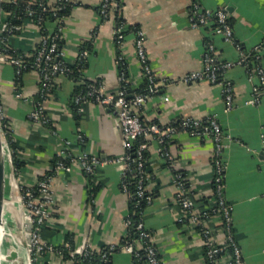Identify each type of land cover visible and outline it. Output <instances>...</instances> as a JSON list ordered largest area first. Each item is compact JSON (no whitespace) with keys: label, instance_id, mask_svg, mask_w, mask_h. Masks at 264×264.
<instances>
[{"label":"crops","instance_id":"1","mask_svg":"<svg viewBox=\"0 0 264 264\" xmlns=\"http://www.w3.org/2000/svg\"><path fill=\"white\" fill-rule=\"evenodd\" d=\"M57 6L59 0H47ZM118 8L103 17L102 0H69L70 11L64 16L61 48L64 60L75 66L84 51L89 55L80 76H59L55 88L44 101L50 124L31 119L40 93L36 72H25L20 80L16 67L0 63V112L5 117L15 144L8 151L7 182L9 198L15 202L19 191L13 178V154L24 165L18 176L23 184L36 186L52 173L55 162L86 153L97 156L103 164L93 176L78 164L70 171H60L53 181L54 203L51 218L42 231L44 242L61 249L89 245L100 254L113 248L110 264H135L132 253L123 245L130 235L126 220L131 216V200L122 188L125 155L123 132L114 111L88 102L78 111L74 99L82 87L95 84L107 93L120 90L121 66L126 68L127 84L137 92L146 83L137 54L138 30L145 33L149 62L158 80V91L139 110L149 123L169 125L182 118L207 120L217 118L224 133L225 199L232 210V230L242 250L244 264H264V93L257 103L253 76L246 63L239 64L242 53L214 31V23L195 28L190 22V8H226L234 40L250 54L261 46L264 68V0H117ZM124 23V37L116 40L118 23ZM24 30L9 39L18 52L32 53L39 45L41 32L31 19ZM50 31L56 24L49 22ZM209 44L215 47L220 63H234L222 72V79L233 87V107L227 110L224 83L196 80L180 83V78L204 68ZM21 93V96L18 94ZM147 192L152 202L141 212L145 228L153 234L154 245L164 264H208L204 240L194 227L180 221L184 215L178 201L179 174L198 209L215 204L216 145L211 138L186 132L175 134L168 146L174 161L169 163L154 138H146ZM10 218L20 229L23 216L12 204ZM203 207V208H202ZM215 239L223 243V218L209 223ZM25 240V237H24ZM36 264H72L60 254L46 253Z\"/></svg>","mask_w":264,"mask_h":264},{"label":"built area","instance_id":"2","mask_svg":"<svg viewBox=\"0 0 264 264\" xmlns=\"http://www.w3.org/2000/svg\"><path fill=\"white\" fill-rule=\"evenodd\" d=\"M26 5L23 7L22 17L16 13L4 12L0 23V63L11 64L16 67L17 76H21L24 70L34 71L40 79V93L36 108L32 111L30 117L32 120L40 122L44 125L50 124V118L46 113L44 101L48 94L55 88V81L59 76H70L72 66L64 60V53L61 48V37L63 32L64 17L59 15L69 0H59V4L51 8L54 20L51 22L56 24V29L50 31L45 19L39 16L34 20V16L38 13L34 9L36 5L39 11L47 12V0H25ZM5 3L19 5V0H3ZM118 8L117 0H102L101 14L108 17L110 12ZM190 22L193 27L199 28L210 22L214 23V31L221 34L231 43H235L238 50L242 53V59L238 62L249 65L252 75L259 78V84L254 86V98L248 103H257L264 93V68L261 64V46L254 48V51L247 54L243 51L240 44L236 43L233 35V28L229 21V13L226 8L211 10L202 7L198 2L193 3L190 8ZM13 19L20 20L22 23L14 24ZM34 20L35 24L41 32L39 45L32 53H14L16 51L10 45L9 39L16 36L24 30L25 20ZM124 23L120 20L116 28V40L120 43L124 37ZM6 34L8 36H6ZM2 47V45H4ZM136 49L138 57L144 69L147 81L152 86V90L147 93H137L133 96L128 95V90L123 86L127 83L126 68L120 70L119 80L121 83L120 90L117 93H107L104 89L95 84H88L85 91L80 92L74 99L78 111H82V105L88 102L98 103L110 107L117 117L119 128L123 132V147L125 155L120 158L124 164V177L122 188L132 198V192L129 189L127 176H132L136 183V191L134 197L137 200V206L140 201L144 200L147 204L152 202V196L147 192L148 174L146 152L148 143L142 142L137 145L139 139L154 138L160 145V152L171 164L174 161L170 153L167 141L180 132H186L192 136L200 138H211L216 145L215 157V204L207 209H198L194 202L193 196L188 190L183 178L177 174L175 182L179 188L178 201L181 205L184 215L180 221L186 226L194 227L198 235L204 240L208 264H244L242 250L234 236L232 230V210L225 199V165L223 162L224 150V133L217 118L207 120L182 118L172 122L169 125H161L159 123H149L145 121L139 110L145 103L151 99L158 91V80L149 62L148 54L145 47V33L138 30L136 37ZM13 52V53H12ZM89 55L88 51L81 53L78 65L85 63ZM30 58V60H29ZM204 68L199 71L191 72L180 78V83H189L196 80H209L213 83L223 82L224 97L227 103V110L233 107V87L230 82L222 79V72L234 65V63H220L215 54V47L209 44L205 53ZM122 66L121 60H119ZM76 64V65H77ZM21 96V93L18 94ZM0 122L2 133L7 139L10 133L5 122L4 115L0 112ZM11 135V134H10ZM9 150L10 146H9ZM78 164L84 172L93 176L103 162L97 156H91L86 153L68 154L66 158H59L53 167L52 173L43 177L36 186H27L22 183L18 176L19 196L15 203L23 216V222L31 221V244L28 247V253L32 264H36L39 257L46 253H56L62 255V250L42 239V231L51 218V206L54 203L53 181L56 173L60 171H70L72 164ZM216 216L223 218V232L225 239L223 243L215 239V232L209 226V223ZM126 226L129 231L135 230L138 241H128L123 245L124 249L133 254L137 260H145L143 264H164L154 245L153 234L149 232L141 219L133 220L130 216L126 220ZM138 244V245H137ZM140 249L144 253V257L140 253ZM70 260L72 264H78L79 258L89 259L94 251L89 245H81L78 247L68 248ZM113 248L102 251L101 261L104 264H110V255Z\"/></svg>","mask_w":264,"mask_h":264},{"label":"trees","instance_id":"3","mask_svg":"<svg viewBox=\"0 0 264 264\" xmlns=\"http://www.w3.org/2000/svg\"><path fill=\"white\" fill-rule=\"evenodd\" d=\"M47 4H48V7L50 9L47 12H43V13L41 11H39V9H38V7L36 5H34V7H33L38 12L34 16L33 19L34 20H37V18L39 16H42L45 19V21H44V24L45 25L48 24L49 22H51L52 20H54V17L52 15V12L50 11L51 8H53V6H50L49 3H48V1H47ZM25 5H26V1L25 0H19V5L5 3L3 5V9H4V12H10V11H12V12H14L17 15H20L22 17L21 14H22V11H23V7H25ZM64 6H65V8L61 12H59V15H61L63 17L69 13L70 8H71V6L69 4H66ZM12 21H13L14 24H20V23H22L20 20H17V19H13ZM6 36H8V35L6 34ZM4 46H5V44L2 45V47H4ZM15 52L16 53H19L17 50L14 51V53ZM29 60H30V58H29ZM84 67H85V63H82L80 65L77 64L75 66H72V68H71L72 69V73L70 74V76L73 77V78H75V77L78 78L80 76L82 70L84 69ZM122 67L123 66H121V68ZM27 71H29V70L28 69L27 70H24L22 72V75L25 72H27ZM21 76L18 77V81L20 80ZM88 84L89 83H87L86 85H84L82 87V90L80 92L85 91V88H86V86ZM123 86L127 88L128 95L129 96H133V95H135L137 93H147V92H150L152 90V86L149 84V82L147 80H146L145 85L140 90H138L137 92H135L134 90H132L130 88L129 84H127V83H123ZM7 141L9 143L10 149L13 151V149H15V144L13 142V139L10 136V133L7 136ZM142 142H147V140L146 139H139V141L137 142V145H139ZM170 142H171V140H168L167 141V146H169ZM147 157H148V155H147V152H146V159H147ZM13 163H14L15 167L17 169H19V170L23 169V167H24V165L18 160V158L14 154H13ZM127 180H128V183H129V189L132 192V198H131V217L133 218V220H138L140 218V216H141L142 210L147 205V202L144 201V200H141L139 206H137V200L134 197V194H135V191H136V183H135V180H133L132 179V176H130V175L127 176ZM195 203H196V207L197 208H199L201 205H204L202 202H195ZM128 241H135V242L138 241V238H137V235H136L135 230H131L130 235H129L128 239L126 240V242H128ZM140 253L144 257V253H143V251L141 249H140ZM63 256L66 259H70V255H69L68 249H65V248L63 249ZM134 260H135V264H143L144 261H145L143 258H142L141 261L140 260H137L135 258H134ZM78 264H104V263L101 261V254L94 253L92 255V257L89 258V259H84V258L80 257Z\"/></svg>","mask_w":264,"mask_h":264},{"label":"water","instance_id":"4","mask_svg":"<svg viewBox=\"0 0 264 264\" xmlns=\"http://www.w3.org/2000/svg\"><path fill=\"white\" fill-rule=\"evenodd\" d=\"M3 11H4V9H3V0H0V23L2 21ZM5 145L9 149V143H8L7 139H5L4 136H3L1 122H0V217L3 216V218L0 220V229L5 228V226L7 224L6 220L4 219L5 210L3 211L4 205H5V191L3 189L4 176H3V158L2 157H3V154L5 152ZM11 164L13 165L12 154H11ZM18 191H19V187H18ZM18 196H19V194H18ZM24 229H25V233H24L25 240H24L23 244H20V246H23L24 249H26L28 251V247L31 244V235H30L31 221H30V219L26 220V225H25ZM19 255H20V253L17 250L14 249L6 257V259L9 262H14L16 260H21L19 258ZM28 255H29V253H28ZM29 259H30V256H29Z\"/></svg>","mask_w":264,"mask_h":264},{"label":"rangeland","instance_id":"5","mask_svg":"<svg viewBox=\"0 0 264 264\" xmlns=\"http://www.w3.org/2000/svg\"><path fill=\"white\" fill-rule=\"evenodd\" d=\"M12 174H13V178L15 179V181H18L17 180L18 179V174H17V171H16L14 163H13ZM8 185H9V183H8ZM7 186L3 187V189L5 191V203H6L4 219L6 220V222L9 221V222H7V224H8V228H10V231H11V237H7L5 239V241H4L5 244L2 243V247L1 248H2V254H4V256L6 254H7L6 256H8L11 253V251L14 250V249L17 250L19 253H20L22 248L24 249V247L20 246V244L24 243V233H25V229H24L25 228V224L22 226V228L19 231L20 227L18 228L16 223H14V220H12L10 218V216H11V208H13L12 204H16V203L12 202L11 198H9L8 187ZM9 213H10V215H9ZM9 263L10 264H22L21 260H16L14 262H9L7 259H5L2 264H9ZM30 264H32L31 263V259H30Z\"/></svg>","mask_w":264,"mask_h":264},{"label":"bare ground","instance_id":"6","mask_svg":"<svg viewBox=\"0 0 264 264\" xmlns=\"http://www.w3.org/2000/svg\"><path fill=\"white\" fill-rule=\"evenodd\" d=\"M8 147L5 145V152L3 154V176H4V184L3 187L5 186L6 182H7V172H8V163H9V157H8V151H7ZM6 208V203L4 205L3 211ZM9 208V207H8ZM10 211V210H9ZM12 214V213H11ZM10 215V213H9ZM8 217V216H7ZM3 218V216L0 217V220ZM9 222V221H7ZM14 236V235H13ZM7 237H11V231L10 228H8V225L6 224L5 228L0 229V264L3 263V261L6 259V257L4 256V254H2V243L5 244V239ZM8 253V252H7ZM19 258L22 261V264H30V259H29V255H28V251L26 249H21L20 251V255ZM10 264V263H9Z\"/></svg>","mask_w":264,"mask_h":264}]
</instances>
